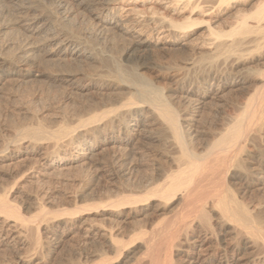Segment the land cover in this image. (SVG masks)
<instances>
[{"label": "bare ground", "instance_id": "6f19581e", "mask_svg": "<svg viewBox=\"0 0 264 264\" xmlns=\"http://www.w3.org/2000/svg\"><path fill=\"white\" fill-rule=\"evenodd\" d=\"M19 1L21 2V0H15L14 2L17 3ZM80 3H93V5L97 6L95 10L98 9V12L93 13H95L94 19L98 26L109 25L118 29L119 32L133 37L132 41V38L130 39L131 43H128L129 45L125 48L124 53H120V56L110 55V52V54L108 53L109 55H106V52L104 53L108 58L107 66H105L107 72L104 74H107L110 80L106 79L109 82L102 84L101 90H105L107 85L115 86L116 90L106 96L111 98V95H115L118 98H125L126 101L117 102L116 104L120 105L111 111H106L105 109L103 112L102 107L100 113L101 115L105 114L102 115L103 117L98 114L89 118L88 116L86 117L88 123L94 122L96 124H94L96 133L101 131L105 132L106 135L108 132L113 131L106 138L105 136L103 137L102 145L105 143L106 145L109 144L111 149L121 147V150L123 148L124 152L127 151L129 153L142 148L139 146L140 144L137 145V142L140 143L139 141L146 140L152 143L162 139L170 143L177 151L176 155L172 154V159L174 164H177V168L173 171L170 168L169 170L172 172L169 174L164 172L166 174L164 178L167 180L163 184L159 183L156 188L149 191L150 193H145V195L120 196V198L111 200L109 205L111 208L113 207L112 209L130 207L137 204L145 207L148 204V199L153 196V198L159 199L157 204V210H159L167 207L166 205L170 203L174 196L173 199H176L177 194H180V200L184 201L185 205H190L189 208L173 215V218L164 226L155 230L152 236L143 237L141 236L143 232L139 231L135 234V237H130L131 239L129 238L130 240L128 239L127 243L126 241L125 243H122V241L119 243L121 239H116V236L115 240H108L107 244H109L107 246L111 247L112 251L115 252L114 259H117L114 260L116 261L115 263L108 262V264H117L121 258L122 250L125 251L126 248L124 247L129 243H131V247L136 246V248L141 247L144 249L142 250L143 256L139 257L138 263L147 259L149 264H264V205L260 207L256 206V203L248 205L243 199H239L237 196L239 191L237 192L234 187L248 184L251 177L261 180L264 174V0H80ZM139 5L146 6L148 14L145 13L146 15H143L139 12ZM21 20L25 22L22 24L24 29L32 34L39 33L44 28L43 22L40 25H36L34 22L29 23L27 21L26 23L25 19ZM124 21L127 22V25L123 23ZM128 22L130 23L128 24ZM46 31L50 30L46 28ZM111 31L114 32L113 30ZM68 32L70 31L68 30ZM122 33L119 37H124ZM47 35H49L47 39L56 42L57 48L54 53L52 52L53 50H48L44 56L37 57L33 53L31 56V49H28L31 45L30 42L26 45H20L21 55H19L21 60L18 64L16 63L18 61L15 60L16 58L0 54V65L6 67V69L15 66L16 70H12L11 75L13 74L21 79H26L33 75L36 77L45 75L48 79L49 77L58 76V79H62V82L69 85H80V89H84L87 85H81L82 80H87V83L95 82V76L93 77V75L97 74H99L97 77L101 78L103 74L101 75L100 72H103L98 69L100 71L97 74L95 73L97 70L95 63L98 61L100 63L103 59L100 57V52L98 53L95 48L91 47L92 45L83 44V40L80 41V38L76 37V35L72 36L73 34L67 37L61 36L56 32H49ZM112 41L111 39V43ZM159 44H162L160 46L162 48L168 47L167 50H169L170 54L168 53L169 58L167 57L168 59L165 62L160 60L162 57L159 58L158 55L154 54L153 61L158 62V70L154 69L157 68L156 66L148 68L149 66L146 67L142 64L138 66L134 63L138 67H135V65L132 67L133 65L130 66L123 63L129 51L134 53L137 50L140 51L139 48L145 51V48L151 45L156 48ZM175 44L184 46L185 49H189L190 53L187 50L180 51L174 46ZM160 47L157 49H160ZM110 49L112 52V47ZM97 50L101 51V49ZM115 53L117 54L118 52ZM190 54L194 55L192 59L188 58ZM53 55L59 60L61 59V61H66V63L69 59L84 61L89 68L83 69L80 66L73 68L71 67L72 65H67L69 69H61L64 72L49 73L50 71L46 70L47 74L38 70L40 73L33 74L34 69H38L41 66L49 67L50 63L47 61H50L54 57ZM252 59L257 60V65L259 61L262 67L254 68L252 65L256 64H250ZM90 70L94 72L90 73ZM162 70L167 71L163 73ZM234 70L236 72L244 71L247 74L249 73L251 76H248V78L257 79L258 84L255 85L254 83L255 88L248 97L246 96V102L240 109L241 111L239 110L238 114L236 113L237 116H234L233 122L226 123L227 126L224 129L218 133L215 132L213 140L206 144L207 148L205 149L207 150H204V154L200 155L195 147V141L197 140L195 136L198 133V129H195V126L192 128L193 120H198V118L193 119L189 118L188 115H182L181 112H178L179 109H176L180 105L174 107L171 104L170 99L172 98L170 97L178 99L182 97L184 101L183 98L185 97L188 100L187 95L192 93V95L196 96L195 100L198 103H202L203 98L217 96L218 90L221 89L219 85L221 80L228 81L230 86L237 82L230 75L231 73H236L233 72ZM155 72L158 74L156 75ZM104 76H102L103 79ZM107 76L105 78H108ZM158 76L169 78V80L173 81L174 86L170 89L171 94H165V87L166 91H168L165 83L164 86L156 83L155 78ZM235 76L236 74H233V77ZM186 80H189L188 86L182 88L181 83ZM193 81L198 84L195 85ZM216 81H219L217 87H211ZM223 84L225 85L226 83ZM103 96L105 95L103 94ZM192 100L190 98L188 101ZM145 106L147 111L142 109ZM110 108L112 109V106ZM107 109L109 110V107ZM131 113H133L131 116L133 118L132 123L129 122L128 118H124V115ZM148 114L153 116V121L155 122H153V127L150 126L151 128L146 126L149 123L147 121L149 120L147 119ZM84 121L86 120L83 119V123ZM116 121L119 124L117 130H114L113 126ZM70 129L67 127L63 133L67 134ZM40 132L37 133L35 128L29 134L33 138L32 135L35 133L40 134ZM60 132L62 135V131ZM44 136L45 138L50 137L49 135V137L47 135ZM53 136L55 137V135ZM80 137L77 142L71 144V150L66 154L57 152L60 146L58 142L60 139L56 140L57 142L53 144L52 150L46 153V156L44 155L45 158L47 157V160L50 157L49 160L57 158V160L61 161V164L92 158L96 155L94 154L95 148L87 143L86 137ZM157 144L159 145V143ZM229 149H232L233 154L227 160L228 153H226V156L223 152ZM137 150L136 152H138ZM121 154L124 155V153ZM211 156L213 158L209 161ZM132 157L130 158L132 159ZM46 165L51 166L52 162H46ZM150 179L153 182L152 178ZM205 181H210L213 188H206ZM261 183L262 181H255L254 184L259 185ZM99 205V203L94 202L91 208H98ZM88 209L90 208H78L72 212L73 214L83 213ZM19 211L14 204H10L6 197L0 195V212H2V215H6L0 221V247L9 246L7 239L13 238L9 231L16 229L18 226L23 227L25 230L27 228L30 229L24 224V218ZM155 212L157 211L155 210ZM9 217L14 219L9 220ZM10 221L12 223L9 224ZM5 227L7 228L5 229ZM35 235L36 232L34 237ZM136 239L138 241L135 242ZM38 241L36 240L37 243ZM13 242L15 244V241ZM159 248L163 254L162 259L158 258L161 255L158 252ZM30 257L23 261L26 264L29 263L33 258L30 259Z\"/></svg>", "mask_w": 264, "mask_h": 264}, {"label": "rangeland", "instance_id": "374dc122", "mask_svg": "<svg viewBox=\"0 0 264 264\" xmlns=\"http://www.w3.org/2000/svg\"><path fill=\"white\" fill-rule=\"evenodd\" d=\"M14 1L0 0V54L16 58L15 60H18L16 62L17 64L21 60V44L26 45L31 42L32 47L31 45L28 47L29 50L31 49V56L33 53V55L35 54V56L41 57L48 50H53L52 52L54 53L57 48L55 41L47 39L49 32H56L61 36L67 37L73 34L72 36L76 35V37L80 38V41L83 40V44L92 45L91 47L95 48L98 53L100 52V57L103 60L100 62L101 64L99 61L95 63L97 69L95 73L97 74L102 70L103 73L100 72V74L107 76V74H104L107 72L105 66H107L108 58L106 55L111 53L110 55L120 56V53H124L125 48L133 40V37L119 32L115 27L109 25L98 26L94 19L95 13H93L98 12V9L95 10L97 6L93 5V3H80V0H21V2L19 1L17 3ZM138 7L139 12L143 15L145 13L148 14L146 6L139 5ZM21 19H25L26 23L27 21L29 23L34 22L36 25H40L43 22L44 28L39 33L32 34L24 29L22 24L25 22ZM123 23L127 25L126 21ZM46 28L50 31L47 32ZM121 33L124 37H119ZM111 39L113 40L112 43ZM5 41L8 43H5ZM111 44H114V46ZM161 45L159 44L156 48L151 45L149 46L150 48H145V51L142 48H139L140 51L137 50L134 53L133 51H129L125 56L127 59L124 57L123 63L130 66L133 65L132 67L135 64L138 66L139 64L145 65L146 67L149 66L148 68L150 66L152 68L156 66L157 68L154 69L158 70V62L153 61V57L158 55L159 58L162 57L160 60L165 62L170 54L169 50H167L168 47L162 48L160 47ZM174 46L180 51L187 50L190 53L189 49H185L180 44H175ZM111 47L113 54L110 49ZM159 47L160 49H157ZM97 49H101V51ZM114 49L117 50L115 51ZM115 52L118 53L116 54ZM190 56L192 55L190 54L188 58L192 59L194 57V55L192 57ZM257 60L252 59L250 64H256ZM47 62L50 63L49 67L45 68V66H41L38 69H34L33 74L40 73L39 71H43L42 73H47V71H50L49 73H60L62 70L69 69V65H72L71 67L73 68L78 66L83 69L89 68L88 64L84 61L80 62L69 59L66 63V61H61L56 56ZM136 65L135 67H138ZM259 65L258 61V65L252 66L258 69L262 67V65ZM12 70H16V67L11 66L8 69L4 66L0 67V195L6 197L10 204H14L20 210L19 213L24 218V224L30 227L31 230L29 228L25 230L20 226L16 228L18 231L16 229H13L14 231L8 230L14 239H7L9 246L5 245L6 247H0V264H26L23 260L30 256V259L33 258L27 264L115 263L116 261L114 260H117L114 259L115 252L112 251L111 247L107 246L109 244L107 242L115 240V236L117 237L116 239H121L119 243H121L120 241L122 243L126 241L127 243L139 231L143 232L141 235L143 237L152 236L155 230L164 226L173 218V215L190 207V205H185V202L180 200V194L176 195V199H173L174 196L170 200V203H168L169 206L167 204V207L164 208L165 210H157L159 199H155L153 196L151 199H148V204L145 205L146 208L137 204L125 208H114V210L109 205L111 200L120 198V196L145 195V193L156 188V185L159 183L163 184L167 180L164 176L177 168V164H174V160L172 159V154L176 155L177 151L170 143L162 139L152 143L146 140L139 141L140 143L137 142V145L140 144L139 146L142 148L139 150L136 149L138 152L133 150L129 153L127 151L124 152L123 148L121 150V147L114 148V150L110 148L109 144L106 145L105 143L102 145L103 137L105 136L106 138L113 131L108 132L106 135L105 132L101 131L96 133L94 128L95 123H88L86 117L88 116L89 118L95 114L99 116L105 115H101L100 113L102 107L103 112L105 109L106 111H111L120 105H117V102L122 103V100L126 101L125 98H118L115 95H111L112 99L106 96L116 90L115 86L107 85L105 90H101L102 84L109 82L107 81L110 80L108 76V78L104 76L103 79V75L101 78L97 77L99 74L93 75V77L95 76L94 81L97 84L95 82L87 83V80H82L81 85H87L84 89H80V85H69L68 83L62 82V79H58V76L49 77L48 79L45 75L41 77L33 75L26 79H21L13 74L11 75ZM2 71L4 72L2 73ZM166 71L162 70L163 73ZM91 72L93 73L94 71L90 70ZM233 72H236V70ZM155 74L157 75L158 73L155 72ZM233 74H236V76L233 77ZM230 75L237 82L230 86L228 81L221 80L219 83L221 89L218 90L217 96L203 98L202 103H198L195 100L196 96L192 95V93L187 95L189 99H193L192 101H188L189 99L187 100L185 97L183 98L185 102L182 100V97L179 99L170 97L172 98L170 99L171 104L174 107L180 105L179 108H176L179 109L178 112H181L182 115H188L189 118H198V120H193L192 128L195 126L194 128L198 129V133L195 136V139H197V142L195 141V147L200 155L204 154L207 150L205 149L207 148L206 144L213 140L214 135L224 129L227 124L233 122L235 119L234 116L236 117L237 112L244 106L245 99H247L251 91L255 88L254 86L258 84L257 79L248 78L251 75L244 71L231 73ZM229 80L231 81L230 77ZM155 81L160 86H164L165 83L168 90L166 91L165 87V94H171L170 89L174 86L173 81L160 76L156 77ZM188 81L186 80L184 83H181V87L186 88ZM218 82L216 81L211 87H217ZM194 84L197 85L198 83L194 82ZM251 87L252 89H250ZM113 97L115 98L113 99ZM117 99L121 100L118 101ZM94 101L97 102L95 103ZM111 106L112 109L110 108ZM105 107H109V110ZM142 109L147 111L146 106L142 107ZM132 114L124 115V118H128L130 123L133 122ZM150 115H147V119H149L147 120L149 125L146 123L147 128L153 127L155 123L153 116ZM83 119L86 120L84 123ZM118 124L119 122L116 121L113 126L114 130H117ZM66 126L68 129L71 128L69 130L70 134L69 132L67 134L63 133L64 129L67 128ZM31 128L33 130L36 128L37 133L41 131L40 134L35 133L32 135V138L30 136V132L33 131ZM26 129L29 131H26ZM60 131H62V135L64 134L63 136L65 137L61 135ZM44 135H49L50 137L45 138ZM68 135L74 136H70L72 140L69 139L70 137ZM80 136L86 137L87 143L95 148L94 154L96 155L92 157L93 159L84 158L80 161L61 164V161L57 160V158H54L55 160H49L51 157L48 160L47 157L45 158V154L52 150L54 147L53 144L57 142L56 140L60 139L58 141L60 146L57 152L59 154H66L70 152L71 144L77 142L81 138ZM57 137L58 139H56ZM32 145L34 146L32 147ZM121 153H124V155ZM226 153H228V156ZM223 154L227 156L228 160L233 154L232 149L223 152ZM212 156L209 158V161L212 160ZM130 157H132L133 161H131L132 159ZM46 162H52V165L47 166ZM170 168L172 171L169 170ZM150 178H152L153 182ZM228 179L230 180V178ZM255 181H262V183L255 185ZM204 184H206V188L208 189L213 188L210 181H205ZM263 186L264 174L261 180L251 177L248 184L236 185L234 187L237 192L239 191L237 193L239 199H243L248 205H254L256 203L255 205L260 207L264 205ZM94 202L100 204L98 208H91ZM78 208L90 209L85 210L83 213L73 214L72 211ZM0 213L1 221L6 215L4 213L2 215V212ZM12 218L9 217V220H12ZM10 223L12 222L10 221ZM33 229L36 232L35 237ZM8 231L7 233H9ZM13 241H15V244ZM136 241L138 240L136 239ZM130 244L125 245L124 248L126 249L125 251L122 250L121 258L117 264H149L147 259L141 260L138 263L140 260L139 257L143 256L142 250L144 249L141 247L136 248V246L131 247ZM158 252L161 254L158 258L162 259L163 254L161 249Z\"/></svg>", "mask_w": 264, "mask_h": 264}]
</instances>
